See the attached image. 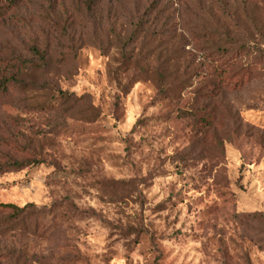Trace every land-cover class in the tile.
Wrapping results in <instances>:
<instances>
[{"label":"rangeland","instance_id":"rangeland-1","mask_svg":"<svg viewBox=\"0 0 264 264\" xmlns=\"http://www.w3.org/2000/svg\"><path fill=\"white\" fill-rule=\"evenodd\" d=\"M4 75L0 264H264V0H22Z\"/></svg>","mask_w":264,"mask_h":264},{"label":"trees","instance_id":"trees-1","mask_svg":"<svg viewBox=\"0 0 264 264\" xmlns=\"http://www.w3.org/2000/svg\"><path fill=\"white\" fill-rule=\"evenodd\" d=\"M22 0H0V20L5 17V15L17 8ZM225 58V56L223 57ZM217 81L225 82V77L221 72H218ZM24 82L17 77V75H4L0 77V101L1 99H5L13 89L19 88L22 86ZM229 83L227 82L226 85ZM62 101L66 100L67 95L64 93H58ZM41 164L39 160H30L24 163H18L16 161H8L6 163H0V174L16 171L23 168H27L29 166H38ZM29 207L26 206L24 208H19L14 205H2L0 204V226H10L11 223L18 219Z\"/></svg>","mask_w":264,"mask_h":264}]
</instances>
